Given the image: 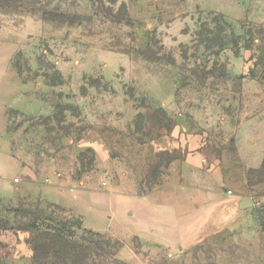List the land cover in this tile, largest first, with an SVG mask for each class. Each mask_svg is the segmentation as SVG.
<instances>
[{"label":"rangeland","instance_id":"1","mask_svg":"<svg viewBox=\"0 0 264 264\" xmlns=\"http://www.w3.org/2000/svg\"><path fill=\"white\" fill-rule=\"evenodd\" d=\"M263 69L264 0H0V264H264V185L205 240L159 196L173 130L234 133ZM32 227L94 254L35 262Z\"/></svg>","mask_w":264,"mask_h":264},{"label":"crops","instance_id":"2","mask_svg":"<svg viewBox=\"0 0 264 264\" xmlns=\"http://www.w3.org/2000/svg\"><path fill=\"white\" fill-rule=\"evenodd\" d=\"M245 81H248L249 88L255 90L259 108L256 114L243 120L234 133L199 134L196 129L187 128L183 122L172 132L177 139V147L183 149L177 151L175 162H179V167L173 172L178 183L175 184L176 189L166 193L161 191L159 196L162 200L169 198L170 201L182 203L188 209L186 217L189 221H183L180 226L165 225L171 230H181L180 236L187 237L193 233L196 236L189 238L205 240L215 235L220 226L254 206L238 209L240 202L250 199L256 192L255 188H258L248 186V171L260 169L264 161V72L253 80ZM223 121L225 128H228L229 118ZM198 227L202 229L195 233L193 230L198 231ZM182 239L170 241H179L180 244Z\"/></svg>","mask_w":264,"mask_h":264},{"label":"trees","instance_id":"3","mask_svg":"<svg viewBox=\"0 0 264 264\" xmlns=\"http://www.w3.org/2000/svg\"><path fill=\"white\" fill-rule=\"evenodd\" d=\"M264 72V69L262 70V73ZM253 77H255L254 73ZM250 77L249 75H243L240 77V80L243 81L244 79ZM257 77V75H256ZM255 79V78H254ZM171 128L174 127V124L171 123L170 125ZM93 153L94 155V162L96 161V154L94 152L93 149H88L87 153ZM175 160H177V158H175ZM264 172V161L263 164L261 166L260 169L258 170H249L247 173V181H248V186L250 188H254V187H260L264 185V181H262V179H260L261 177H264L261 175V173ZM255 175H257L255 177ZM253 179L256 180L258 179L257 182H253ZM145 185V183H139L138 184V188L139 190H141L142 192L140 194V196L144 197L147 196L149 193L145 190H143V186ZM143 187V188H142ZM61 207L57 206V205H50L49 209L50 210H60ZM8 230L6 228V223L3 224V227H0V232L6 231ZM31 229H29L30 231ZM30 239H29V245L32 248V251L34 253V260L36 262V259L38 258V253H40L41 250H43V252L45 253L46 256V260H48V257H54L55 260L57 259V256H59V258H61V261L64 260V263L67 262L68 258L71 257V255L75 254L76 249H80L82 250L86 256L87 255H92L94 254L93 250L91 247L88 246H77L75 244L70 243L68 238L63 237L59 231H47V232H43L40 231V229L34 228L32 227V231H30ZM97 236L101 237L102 235L100 234H96ZM199 240V239H198ZM1 246V244H0ZM56 252V253H55ZM49 261V260H48ZM45 264V263H44ZM52 264H59L58 262H54Z\"/></svg>","mask_w":264,"mask_h":264},{"label":"water","instance_id":"4","mask_svg":"<svg viewBox=\"0 0 264 264\" xmlns=\"http://www.w3.org/2000/svg\"><path fill=\"white\" fill-rule=\"evenodd\" d=\"M253 206V203L250 199H244L240 202V206H239V210H244L247 209L249 207ZM235 211L232 212V214H234Z\"/></svg>","mask_w":264,"mask_h":264},{"label":"built area","instance_id":"5","mask_svg":"<svg viewBox=\"0 0 264 264\" xmlns=\"http://www.w3.org/2000/svg\"><path fill=\"white\" fill-rule=\"evenodd\" d=\"M13 182H14L15 184H17V183L20 182V180H19L18 178H16V179H14ZM228 194L231 195L232 193L229 191ZM170 257H172V255H170Z\"/></svg>","mask_w":264,"mask_h":264}]
</instances>
